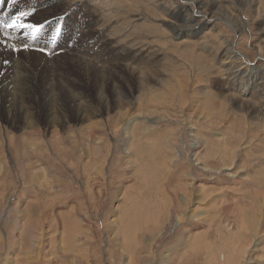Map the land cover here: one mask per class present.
Listing matches in <instances>:
<instances>
[{
  "label": "rangeland",
  "instance_id": "obj_1",
  "mask_svg": "<svg viewBox=\"0 0 264 264\" xmlns=\"http://www.w3.org/2000/svg\"><path fill=\"white\" fill-rule=\"evenodd\" d=\"M154 1L87 6L85 19L72 6L48 39H24L44 58L30 56L19 63L26 58L23 47L0 50V264H236L237 208L248 209L264 189V114L249 93L264 63L259 32L264 0H216L223 10L209 23L214 30L205 33L209 49L194 38L177 42L162 24L169 14ZM51 18L27 23L45 29ZM240 18L245 29L237 35L231 19ZM98 24L107 25L115 39L145 41L158 53L127 58ZM220 39L235 45L245 81L231 85L221 70L223 57L215 56ZM259 42L258 51L251 44ZM62 52L64 57L46 62ZM15 62L25 82L14 90L4 84ZM66 92L76 96L77 107L60 102ZM246 97L251 101L242 102ZM31 126L29 141L23 136ZM193 140L202 149L197 154L202 162L191 151ZM241 140L247 145L226 170L234 175H227L214 155L230 153ZM187 192L197 196L193 211L211 215L208 222L203 218L202 235L188 233L196 219L167 229L161 238L154 235L159 209L182 208L181 195ZM261 225L260 237L251 239L238 264H264V247L250 251L254 242L264 244ZM255 253L254 261L247 258Z\"/></svg>",
  "mask_w": 264,
  "mask_h": 264
},
{
  "label": "bare ground",
  "instance_id": "obj_2",
  "mask_svg": "<svg viewBox=\"0 0 264 264\" xmlns=\"http://www.w3.org/2000/svg\"><path fill=\"white\" fill-rule=\"evenodd\" d=\"M129 1H131V0H129ZM114 2H115V0H48V1L47 0H0V50H2V51L7 53V52H9L11 50H18L19 51V49H20L19 47H23L25 50L20 49V51L23 54L26 55V58L25 59H21L20 58L19 59V63L22 60H28V58H30V56H33V57H41L42 56L43 57L42 54H40V53H38L36 51V48H33V50H31L32 48H29V47H32V46L28 45V42L25 41L24 39H31V38L28 35H26V34H25V36H23L22 32H23L24 29H19V30L13 31L10 28L3 27L4 23L11 22L21 12L29 13V15H26L23 18V20L20 21L21 23H24V24H25V22H26V24H31L29 22L27 23L29 18L30 19L36 18V17H38L39 19H43L44 17H47V18L52 17L53 18V16L55 14L59 13V15L55 16L53 19L51 18V20L49 21L50 24H49V26L47 28L44 29V24H43L42 31H41L40 35L37 37V39H48L49 35L52 34V29H51L52 26L54 24H56L57 22H59L60 20H62V19H60V17H63L64 20L68 19L69 15H67V13L69 12V10H70V8L72 6L76 5V8H78V12L81 14L80 17L85 19V17H86L85 12L87 10H89V8L86 10L87 6H89V7L92 6L93 7L95 4H96V6L98 4L99 6L101 5V7H102V6H107L108 3L114 4ZM168 2H169L170 5L167 3L166 0H155L153 4L155 6H160V8L164 9V11L167 14H169V16L167 15L169 17V19H165L164 21H162V24L165 25L166 28H168L170 33H172L171 36L174 39H178L177 42H179V43L184 42V41H188V40L191 41V39H188V38H194L193 39V43L197 44L201 48H208L209 49L210 46L205 47V45L207 43V40H208V39H206L205 36H207V34L209 32H212V30H214L213 24L209 25V23H212L216 18H219L218 15L220 13L218 14L217 11L220 12V10H223L222 9L223 6L220 5L219 3H217L216 0L215 1L214 0H170ZM241 2L247 3V4H255L256 1L255 0H241ZM132 3L133 2H131V5H132ZM57 5H59L60 7H58ZM120 5H121V3H120ZM41 6L47 7L44 12H43ZM55 6H57L58 8L55 7ZM137 7H139V6H137ZM51 8L54 10V12L53 11L52 12L49 11V10H51ZM82 9H83V11H82ZM95 10L96 9H94V11ZM96 12H98V11H96ZM223 12L225 14L226 11H223ZM48 13H50V14H48ZM62 13H65V16ZM138 13H140V12L138 11ZM60 14H62V15H60ZM97 17H98V15H97ZM225 18H226L225 20H228V17L226 16V14H225ZM83 19H82V21H83ZM103 19H104V16H103ZM141 20H140V22H141ZM231 20H233V22L231 24V25H233L232 26L233 30L237 33V35L238 34L239 35L242 34L244 29H245V28L243 29V27H245V23L246 22H244L243 19H241V18L240 19H231ZM225 23H227V21ZM85 27H86V25H85ZM110 27L111 26H109V28ZM97 29H98V26H97ZM100 29L102 30L103 34H107L108 37L110 35L111 36L114 35L113 33L110 32L111 29L108 30L107 25H103V27H101ZM206 32H208V33L205 35ZM259 32L263 33V35H264V26L260 29ZM115 33H117V32H115ZM213 33L216 34V35L220 34L217 30H215ZM108 37H107V39H108ZM111 38L114 39V40H111L109 42H111V44H115V51L120 53V52H123L124 50H126L127 58L136 57L134 61H137V59H150V58H153L158 53V52H155L156 51L155 48H153L151 45H148V43H145V41L144 42L143 41L142 42H138V41L137 42H133V41H131V38L130 39H128V38L124 39V38H121V37L117 38V39H115L114 37H111ZM228 41H229L228 39H220L221 44L217 47V49L215 51V56H218V54H219V55H222V57H223L219 61V63L221 64L220 68L227 75L226 78L231 81L230 84L233 83V82H236V80H238V79H242L243 81H245V79L243 78L245 65L242 63L241 60L238 59L239 58L238 55H237L238 52H237V50H235V45H233L232 42H228ZM25 45H27V47H25ZM251 45L254 47V49L256 48V50H258V51L261 48L260 42L257 43V44L253 43ZM64 49L66 51H68L66 47H64ZM64 52H62L60 54H54L53 56H50L48 59L45 58V59H47L46 62L49 63L50 61L58 60L57 58H59V57H62V56L64 57V55H65ZM196 53H198V52H196ZM122 55H124V54H122ZM74 57L77 58V56H74ZM50 59H53V60H50ZM81 59H84V58H81ZM262 64H263L262 71H259V72L256 71L258 73V78L256 80V85L254 87H252V89L249 91V93L257 101V105H256L257 106V108H256L257 112L259 114L261 113L263 115L264 112L261 111V110H262V107L264 106V63H262ZM18 65L19 64H17L16 62L12 65V66H15V68L13 70L14 72L12 74V78L8 79L5 82V84H4V86H7L8 88L14 89V90L17 88L18 85H24V82H25V78H22V75L20 73L21 72L20 71L21 67L19 66V71L17 70ZM19 73H20V75H19ZM257 73L252 74V76L256 77ZM247 75H248V72H247ZM17 76H19V77H17ZM247 79L248 78H246V80ZM61 95L63 96V97L60 96V99H61L60 102L62 104H65V102H67V103L69 102L68 103L69 105H73V106H76V107L79 104L76 101V99H77L76 96L72 95L71 93L66 92V93H63ZM37 96L38 95H36V97ZM36 100H37V98H36ZM241 101L242 102L243 101L244 102H250L251 100L248 97H246V98H242ZM19 112H20V110H19ZM8 116L11 119L13 117H15V115L12 114V113H11V115L9 114ZM14 121H15V119H14ZM192 129H193V127H192ZM95 131H97V130H95ZM112 131L115 133L116 132V128H112ZM94 132H92V133H94ZM31 134H34L32 126H31L29 131L25 132V135L23 136V138L30 141L31 140ZM54 134L56 135L57 133L55 132ZM87 135L89 136V134H87ZM96 135H97V133H96ZM95 137L101 138V136H98V135L95 136ZM95 137H93V140H94ZM58 138H59V136H58ZM95 140H96V138H95ZM243 140L238 142L235 150L231 149L232 151L230 153H228L229 151L227 152V150H226V152H224V151L223 152H218V153L216 152L217 154L215 153L216 155H214V157L217 158L222 163L221 166L219 165L221 167L220 170L224 171L227 175H234L230 171H226V170L231 167L230 164H231L232 160L234 158H239V156L241 155V152L239 154V151H240L241 147H245L247 145V143L242 144ZM96 142H97V140H96ZM190 146H191V151L194 153V155L197 158V162H202V160H199L198 159L199 157L197 156V154L200 151H202V149L199 148V144H197V142L193 140V142L191 143ZM177 148L175 147V149H177ZM229 149H230V147H229ZM169 164H171V161H169ZM203 165H205V163ZM167 167H169V166H167ZM238 170H240V167L237 169V171ZM47 185H49V184H47ZM203 187H204L203 185H199L197 187L198 190H196V191L198 193H200V194L203 193L202 192ZM202 195H204V194H202ZM190 196L191 195H190L189 192L181 195V203L183 204L182 208H178V209L174 210V209H171V208H169L167 206H166L167 209L160 207L161 209H159V211H160L159 216L155 215V217H154V227H155V230L153 229L154 230V235H156V236L159 235V238H161L160 236L162 234H164L165 232L168 233L167 229L171 230L173 227L174 228H178V229L183 228V227H185L183 222H191V221H189L190 219H192V220L196 219L194 222L192 221V223H194V224L191 227H193V228L191 230H189L190 232H188L191 235L190 237H194L195 238V236L198 233L201 232L200 228H199L200 225L202 226L204 224L205 220L208 222L210 220V216L211 215L208 216L209 213L205 214L206 212L202 214L201 210H200L201 212L200 211H195V210L193 211L194 208H191V204H193L195 202L197 203L198 200L196 199L197 196H195V198L194 197H190ZM250 204L251 205H250V207L248 209H246V207H244V206H240V207L237 208V209H239L237 211L238 212L237 214L239 216V220L240 221H239L238 225L236 224V226H238V230L237 229L236 230L239 233H238V236L236 238H234V239H236L235 242H237V243H235V245H236V248H237L238 252L240 253V256L238 257V259H236V264H238L240 262V258L243 257V253L246 251L247 247H249L248 245H249L251 239L252 238L256 239V238L260 237V233H259L260 230H258V228L260 227L259 225H261L264 222V189H262V192H260V194H258L255 197L254 203L252 204V202H251ZM188 206H190V209H188ZM227 208L228 207H226V209ZM245 209H246V211H245ZM151 212H152V210H151ZM135 217H137V216H135ZM152 217H153V215H152ZM60 224L58 223L59 226H60ZM207 224L208 223H206V225ZM209 224H210V222H209ZM61 227H62L63 231H65V228H68V226L64 223V220H62ZM152 227H153V225H152ZM202 233L203 232H201V235H202ZM67 234H68V232H67ZM204 235H205V233H204ZM61 237H62V235H61ZM188 237H189V235H188ZM232 237H234V235ZM193 242H194V240H193ZM202 243H204V242L202 241ZM231 244H232V242H231ZM254 244L256 246L251 248L250 251H254V249L257 248V247L259 249H262L261 247H264V244H261L260 246H258V244H259L258 242L257 243L254 242ZM206 246H208V245H206ZM130 257H131V255H130ZM255 257H258V255L256 253L254 254V256H252V254H251L247 258L248 259L251 258V261H254ZM130 259H132V257ZM233 264H234V261H233Z\"/></svg>",
  "mask_w": 264,
  "mask_h": 264
},
{
  "label": "snow or ice",
  "instance_id": "obj_3",
  "mask_svg": "<svg viewBox=\"0 0 264 264\" xmlns=\"http://www.w3.org/2000/svg\"><path fill=\"white\" fill-rule=\"evenodd\" d=\"M26 15H29V13L21 12L11 22L4 23L3 27L10 28L13 31L24 29L26 35H28L32 40H36L42 31L43 24L36 26L33 24L21 23L20 21H22ZM60 19H63V17H60ZM60 33H61V28L58 27L52 35V41H51L52 43L55 44ZM25 47H27V45H25Z\"/></svg>",
  "mask_w": 264,
  "mask_h": 264
}]
</instances>
